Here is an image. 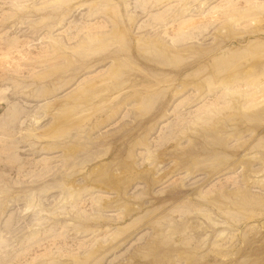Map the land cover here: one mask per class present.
Masks as SVG:
<instances>
[{
	"label": "rangeland",
	"instance_id": "obj_1",
	"mask_svg": "<svg viewBox=\"0 0 264 264\" xmlns=\"http://www.w3.org/2000/svg\"><path fill=\"white\" fill-rule=\"evenodd\" d=\"M0 264H264V0H0Z\"/></svg>",
	"mask_w": 264,
	"mask_h": 264
}]
</instances>
